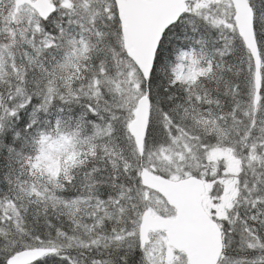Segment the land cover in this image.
I'll return each instance as SVG.
<instances>
[{"label": "snow or ice", "instance_id": "snow-or-ice-1", "mask_svg": "<svg viewBox=\"0 0 264 264\" xmlns=\"http://www.w3.org/2000/svg\"><path fill=\"white\" fill-rule=\"evenodd\" d=\"M0 264H264V0H0Z\"/></svg>", "mask_w": 264, "mask_h": 264}]
</instances>
